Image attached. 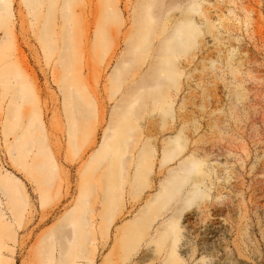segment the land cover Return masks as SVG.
<instances>
[{"label":"rangeland","instance_id":"1","mask_svg":"<svg viewBox=\"0 0 264 264\" xmlns=\"http://www.w3.org/2000/svg\"><path fill=\"white\" fill-rule=\"evenodd\" d=\"M31 1L12 0L16 26L9 52L24 65L40 90L42 120L61 178L46 196L36 174L15 162L1 127L10 98L0 87V175H13L30 204L20 226L10 230L0 227V264H47L50 261L46 260L45 240L49 234L69 216L83 227L81 221L92 215L93 207L95 214L111 220L108 236L97 240L94 264H264V0L203 1L206 16L195 15L201 30L196 44L177 57L180 88L170 86L168 99L153 105V110L143 111L140 118L142 128L137 135L142 134V142L153 149L149 161L153 172L137 197L131 195L128 180L123 202L116 198L114 206L108 193L118 191L121 185L119 158L107 157L92 164L93 168L89 165L101 146L115 105L112 72L141 28L138 17L147 1L71 0L73 47L69 51V71L73 79L62 77L60 86L65 88L64 83L74 82L82 101L92 98L106 113L102 120L99 110L85 111L78 129L83 135L78 148L71 145L62 91L54 82L59 57L49 59L36 36L35 20L44 21L50 11L56 13L50 14L49 21H56L60 30L65 26L63 0L56 8L52 0ZM38 3L44 10L35 15L37 9L32 8ZM173 4L171 0H155L153 4L154 15H165L154 25L153 57L151 52L137 55L134 67L139 75L135 81L149 69L152 58L154 64L159 42L180 14L177 9L167 12ZM168 104L173 105V112L164 116L162 109ZM173 136L179 138L185 150L177 160L161 166L164 146ZM139 147L135 149L137 155ZM184 158L199 163L201 170L195 175L199 181L197 196L181 213L176 205L157 217V206L153 207V239L156 230L171 217H177L178 227L170 237L161 242L156 238L149 245L148 238L144 241L138 236L133 222L158 194L168 170ZM135 169L133 165L131 175ZM107 181L110 190L106 192L104 186L94 192L104 183L107 186ZM115 191L111 193L117 194ZM0 200L5 202L1 191ZM6 217L11 219L10 211H6ZM96 218L99 227L100 216ZM134 244L138 249L133 250Z\"/></svg>","mask_w":264,"mask_h":264},{"label":"bare ground","instance_id":"2","mask_svg":"<svg viewBox=\"0 0 264 264\" xmlns=\"http://www.w3.org/2000/svg\"><path fill=\"white\" fill-rule=\"evenodd\" d=\"M146 1L138 17L141 28H138L134 33L136 38L134 40L131 38L132 41H129L127 51L120 56L112 72L111 83L115 105L101 146L89 165V168H93L92 164L115 155L119 158L118 175L120 176L118 180L121 185L118 191L109 189L111 188L110 181H107V186L104 183L94 189V192H99L105 186L107 187L106 192L108 190L110 193L115 191L117 194L111 193V196L108 193L112 206L115 205L116 198L118 202L119 200L123 202L125 184L128 180L132 184L131 195L137 197L143 192V185L148 182V176L153 172L152 163L149 162L153 159V149L148 147L147 143L142 142V134L141 136L137 135L142 128V125L140 128L139 124L142 112L149 108L152 109L153 105H160L166 101L168 88L178 85L180 73L176 67L177 57L188 53L196 44L195 41L201 30L195 15L206 16L205 10L202 8L204 0H171L174 4L167 12L170 13L169 11L177 9L180 14L175 17L172 29L159 42L154 64L152 58L149 69L139 81H135L139 75L138 69L134 67L137 55L140 52H151L153 57V34L156 32L154 25L158 24L165 15V13L163 15L159 13V16L154 15L155 0ZM59 2L60 0H52L55 8ZM70 4L71 0H63L65 26L61 30L58 29L56 21H49L50 14H55L56 10L46 14L45 22L39 19L35 20L38 23L43 22L42 26L36 24L38 30L36 36L44 53L51 60L55 55L59 57L55 63L57 71L54 73V82L59 86L62 77L67 81L73 79L69 71L71 59L69 51L73 47ZM32 9H37L35 15L43 13L44 10L40 3ZM15 14L12 0H0V87L3 89L4 96L10 98L7 116L6 118L4 115L1 117V127L15 162L36 174L34 176L42 184L43 193L50 196L56 180L61 178V169L42 120L43 107L40 90L30 78L24 65L15 60L13 54L9 52L13 37L15 38ZM62 45L63 48H61ZM62 49L64 51H61ZM62 69L63 73H61ZM131 82L134 83L126 88ZM63 85L65 88L62 86L60 88L70 126V142L74 148H78L83 138V135L78 134V129L81 126V117L85 116V111L96 112L99 110L102 120H105L106 113L105 110L99 108L98 102L94 99L89 98L87 101H82L74 82ZM170 97H172L171 94ZM28 102H32V104L28 105ZM170 103L172 104V100ZM168 105L169 107L164 106L162 109L164 116L165 113L173 112V105L171 107L170 104ZM141 142L142 144H140ZM168 143L173 145L167 147ZM166 144L163 149L161 166L169 165L177 160L185 150V145L175 136L171 137ZM137 147L140 148L138 155L135 152ZM133 165L136 166V169L134 175H131L130 169ZM200 170L199 163L191 158H184L177 167L168 170L161 182L158 194L149 200L143 214L133 222L137 227L138 236L144 237V241L148 238L146 242L149 245L153 244V240L156 238L161 242L170 237L178 227L177 217H171L156 230L157 233L153 239V207L157 206V217H162L176 205L181 213L185 205L193 203L197 196L199 181L195 179V175ZM110 177L112 176L108 178ZM60 187L61 184H59ZM0 191L5 197V202L0 200V227L10 230L15 225L16 227L20 226L30 207L24 188L13 175L1 174ZM3 205L5 206L3 207ZM6 211L11 213L10 220L6 219ZM91 212V216L85 217L81 221L85 223L83 227L75 224L73 216H69L59 229L49 234L45 240L46 260L50 261L47 264H94L97 240L105 239L108 236L111 220L101 213L95 214L94 207ZM97 215L101 219L99 227H96ZM135 249H138L136 244H134L133 250ZM229 264L235 263L230 262Z\"/></svg>","mask_w":264,"mask_h":264}]
</instances>
